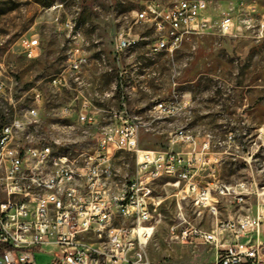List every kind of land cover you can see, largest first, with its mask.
Listing matches in <instances>:
<instances>
[{
    "label": "rangeland",
    "instance_id": "1",
    "mask_svg": "<svg viewBox=\"0 0 264 264\" xmlns=\"http://www.w3.org/2000/svg\"><path fill=\"white\" fill-rule=\"evenodd\" d=\"M147 0H0V128L16 119L26 128L18 142L34 146L50 145L54 153L67 154L82 162L96 149V135L115 123V113L123 110L122 91L131 113L140 115L147 126L142 130L140 148L168 150L179 128L193 134L198 143L211 137L208 166L197 170L196 181L212 189L217 199L218 216L200 211L192 199L174 189L163 179L155 185L158 206L155 232L148 245L152 264H211L216 257L213 245L183 243L174 238L171 228L193 225L212 231L217 221L236 220L252 214L257 195L264 187V39L242 32L236 38L219 34L193 37L173 54L147 57L148 45L155 39L149 24L135 23L134 12ZM163 7L178 0H157ZM230 0H213L210 13L218 15ZM264 17V0L259 1L257 18ZM67 20L82 26L88 43V65L81 74V91L92 102L98 122L87 125L76 116L64 119L65 105H79V88L74 76L69 85L58 90L51 79L69 74L72 45L65 37ZM125 29L138 39V46L114 58L113 42ZM39 41L35 56L29 57V44ZM121 70L126 71L121 75ZM123 81V90H115ZM113 91L102 99L97 92ZM40 91L42 103L34 104ZM188 106L173 118L152 115V107L162 101L181 99ZM36 106L38 116L30 123L25 114ZM67 126V127H65ZM172 149L188 152L187 145ZM112 164L116 180L122 184L136 172V156L115 151ZM245 184L248 195L241 205L230 197L218 195V185ZM248 195V196H247ZM0 194V200H4ZM226 243L228 241H225ZM54 247L37 253L38 264L51 260Z\"/></svg>",
    "mask_w": 264,
    "mask_h": 264
},
{
    "label": "built area",
    "instance_id": "2",
    "mask_svg": "<svg viewBox=\"0 0 264 264\" xmlns=\"http://www.w3.org/2000/svg\"><path fill=\"white\" fill-rule=\"evenodd\" d=\"M260 0H230L218 15L210 13L213 0H178L163 7L157 0H147L135 13V23L151 25L156 34L148 45L147 57L162 53L173 54L193 37L213 33L236 38L242 32L252 33L258 41L264 39V17L257 18ZM64 33L72 45L69 74L51 79L54 88L69 85V77L83 84L81 72L88 65L81 25L67 20ZM40 44H29V57L36 54ZM138 46V39L122 29L116 33L113 53L117 61L127 51ZM121 75L126 71L121 70ZM123 81L115 90H123ZM4 84H0V92ZM123 110L115 113V123L96 135V149L82 162L67 154H55L50 145L21 144L18 136L26 128L16 119L0 128V264H38L37 253L54 247L51 260L45 264H152L148 245L155 232V212L158 206L155 185L163 180L192 199L200 211L218 216L217 199L209 186L199 184L197 170L208 166L211 137L198 143L185 128H179L168 150L140 148L143 118L131 113L122 92ZM113 91L97 92L104 99ZM170 99L155 104L152 115L177 117L184 112L188 101ZM34 104L43 95L34 93ZM64 119L76 116L78 122L95 125L97 112L92 102L83 98L80 105H65ZM26 118L36 121L38 110L32 106ZM67 127V126H65ZM187 145L186 153L172 149ZM115 151L136 156L135 174L125 183H118L112 164ZM219 196L230 197L234 203L245 201V184L218 185ZM263 203L254 215L236 220L217 221L212 231L183 223L174 225L171 234L183 243L202 242L213 245L216 257L211 264H264V187L257 192ZM225 241H228L227 243Z\"/></svg>",
    "mask_w": 264,
    "mask_h": 264
},
{
    "label": "crops",
    "instance_id": "3",
    "mask_svg": "<svg viewBox=\"0 0 264 264\" xmlns=\"http://www.w3.org/2000/svg\"><path fill=\"white\" fill-rule=\"evenodd\" d=\"M137 11V10H136ZM135 11V12H136ZM134 16H135V14H134ZM113 46V45H112ZM115 58V57H114ZM81 78H82V81H83V84L81 85V84H79V83H76L77 85H78V89H77V91H78V93H79V95H78V100H81V98L83 99L84 97L85 98H87V96L86 95H84L81 91H79V89L81 88V86H84L86 83H85V78L83 79V77H82V75H81ZM123 92V91H122ZM88 99V98H87ZM81 102H82V100H81ZM81 102H79V105L81 104ZM179 152V151H178ZM182 153H184V152H182ZM247 191H248V189H247ZM249 193H248V195H250V194H252V193H254L253 191H248ZM247 195V196H248ZM245 201H246V199H245ZM259 204H261V202H257V205H256V208H257V206L259 205ZM239 205H241V204H239ZM256 208H255V210H254V212L252 213V214H248V215H254V213H255V211H256ZM247 216V215H246ZM241 217H243V216H241ZM263 241H264V239H263Z\"/></svg>",
    "mask_w": 264,
    "mask_h": 264
}]
</instances>
